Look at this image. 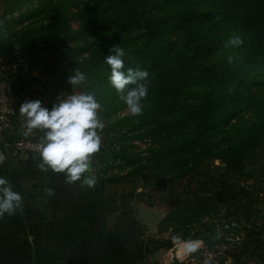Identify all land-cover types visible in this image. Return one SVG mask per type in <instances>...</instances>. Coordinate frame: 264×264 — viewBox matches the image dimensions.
Listing matches in <instances>:
<instances>
[{"label": "trees", "instance_id": "1", "mask_svg": "<svg viewBox=\"0 0 264 264\" xmlns=\"http://www.w3.org/2000/svg\"><path fill=\"white\" fill-rule=\"evenodd\" d=\"M233 35L242 37L243 45L226 48ZM40 41L64 47L63 72H83L86 82L77 86L102 105L105 131L116 138L104 153L108 166L101 176L118 160L127 170L111 178L123 176L137 188L149 172L180 179L200 173L212 158L220 159L216 167L227 176L243 175L253 151L264 145V0H6L0 48H30ZM115 44L125 52V72L149 73L139 116L118 113L126 105L111 86L105 63ZM18 75L15 66L5 74L14 85ZM12 92L17 107L18 93ZM144 138L150 144L132 151L134 141ZM218 210L216 200L187 203L162 221L188 236ZM202 224L191 239L211 243L216 222Z\"/></svg>", "mask_w": 264, "mask_h": 264}, {"label": "rangeland", "instance_id": "2", "mask_svg": "<svg viewBox=\"0 0 264 264\" xmlns=\"http://www.w3.org/2000/svg\"><path fill=\"white\" fill-rule=\"evenodd\" d=\"M162 6L166 7L164 4ZM5 7L6 0H0L1 14ZM70 10H76V6L71 5ZM13 13L18 14L19 10ZM71 23L74 27L79 26V21L74 16L71 17ZM31 46L20 48L13 44L6 52H0V56L10 67L14 59L10 58L13 57V49L25 51L26 62L40 64L44 77L56 80L53 82L51 92L59 94L64 92L65 98L81 92L78 86L71 87L67 82L71 73L66 76L63 72L61 50L64 47L61 44L44 45V42L40 41L38 45ZM118 113H127L126 106L119 109ZM101 119L105 127L99 132L102 140L100 151L92 160L93 174L98 177V183L93 188L81 187L79 182L68 184L65 182L64 174L58 179L48 178L46 173L37 167L36 161L40 160L35 154L28 156L35 161L25 165L10 161L9 156L0 164V177L6 178L14 191L20 190L18 193L23 197L22 211L18 210L14 216L5 214L0 218V264H75L71 258L58 261L60 252L71 251V246L56 245L58 232L62 233L65 230H57L55 227L46 230L44 210L47 208L51 210L53 214L50 218H53L57 210L66 209L68 217L72 218V212L78 211L80 207L92 210V206L97 209L106 206V219L114 224L113 236L117 237L118 248L121 225L123 233L126 227L128 229V249L131 251L137 245H148L152 240L159 238L167 245H175L179 241L181 242L179 247L183 248L185 243L182 241H192L191 237L196 230L204 227L202 223L215 221L216 236H213L214 238L211 234L208 236L211 243H206L202 239L207 250L199 246L196 252L191 253V257L194 258L190 261L191 264L199 262L211 264L216 260L222 261L223 264H264V145L253 151V157L246 162L243 175L227 176L223 169L216 167L221 162H215L219 158H212L211 163L200 167V173L172 179L159 178L157 174L149 172L140 179L137 188H132L123 176L111 178L116 174H124L127 170L126 167L119 165L118 160L114 161L113 167H110L104 176L98 174L108 166L103 156L112 140L116 138L114 134L106 133L108 121L105 118ZM142 140L134 141L132 151L145 149ZM104 178L106 180L102 183ZM23 188L27 192H22ZM49 188L54 190V195H47L46 190ZM208 200H216L219 210L190 228L188 236L183 234L185 230L176 232L175 228L178 226H170L166 220L161 221L157 231L152 233L138 216L140 202L156 208L165 206L168 214L182 204H197ZM218 226L220 230H217ZM47 232L53 243L45 245ZM68 235H73L72 230H69ZM122 247L127 245L122 244ZM203 258L207 259L201 260Z\"/></svg>", "mask_w": 264, "mask_h": 264}, {"label": "clouds", "instance_id": "3", "mask_svg": "<svg viewBox=\"0 0 264 264\" xmlns=\"http://www.w3.org/2000/svg\"><path fill=\"white\" fill-rule=\"evenodd\" d=\"M244 40L239 35H233L225 47L242 46ZM105 57V63L110 66L109 82L116 90L119 99L126 105L127 112L132 116L142 114V100L147 97L149 73L146 70L128 68L125 72L124 50L113 45ZM234 57L229 55L227 62L232 64ZM86 76L79 69L68 78L72 86L86 82ZM143 81V82H141ZM134 87H129L133 86ZM102 105L97 101L95 94L80 92L68 95L66 98L59 96L57 103L52 108L42 106L40 100L25 101L19 106L20 116L23 117V135L30 136L34 131L42 135L38 139L36 151L40 162L37 167L47 173L51 170L57 174L65 175L68 184L80 183L81 187L93 188L98 183V177L93 174L92 160L100 151L102 140L99 132L105 127L99 112ZM7 157L0 153V164ZM48 196L54 195V190H46ZM23 197L13 190L11 183L0 177V218L5 214L16 215L22 211ZM198 241L185 242V252H196Z\"/></svg>", "mask_w": 264, "mask_h": 264}, {"label": "crops", "instance_id": "4", "mask_svg": "<svg viewBox=\"0 0 264 264\" xmlns=\"http://www.w3.org/2000/svg\"><path fill=\"white\" fill-rule=\"evenodd\" d=\"M8 46L0 48V52H6ZM29 65V71L27 73L19 72L16 77V81L20 86V90L17 91V107L14 116L13 133H23V117L20 116L19 106L25 101L40 100L42 106L49 110L57 103L59 96L65 98L64 92L59 94L53 91V85L56 80L44 77V71L38 63L27 61ZM16 64V62H14ZM44 64V62L42 63ZM13 66V65H12ZM15 66V65H14ZM11 67V66H10ZM9 67V68H10ZM62 79V78H61ZM17 84V85H18ZM15 84V86L17 87ZM71 88V87H69ZM69 91V90H68ZM42 135L39 131H34L30 137L37 138ZM29 155H21L17 157H10L9 160L17 164L25 165L33 162V158H29ZM39 158V157H38ZM37 164L39 161H36ZM46 175L48 178L56 177L57 179L61 174H57L49 170ZM27 192L23 188L22 192ZM18 192H21L18 190ZM91 207V206H89ZM92 210H84L82 207L78 211L72 212V218L68 217L66 209L57 210L56 215L53 218L51 210L48 208L44 211L45 221L44 228L49 230L55 227L57 230H65L62 233L58 232L55 243L57 246H71V251H61L58 256L60 260H73L75 264H191L189 260H178L174 257L175 245H167L162 241V238L154 239L148 245L137 247L131 251L128 249V229L125 228L123 233V226L121 225V232L119 237L120 247L118 248L117 237L113 236L114 224L112 221L106 219V206L100 209L98 207H91ZM56 218V219H55ZM26 226V224H24ZM118 228V226L116 227ZM69 230H72L73 235H68ZM192 241H198L203 243V240L193 239ZM44 244H52L50 241L49 233L47 232ZM179 242V241H178ZM122 244H126L127 247H122ZM114 246L117 248L115 249ZM48 251L46 252V256ZM203 258L201 260H206ZM201 264V262H199ZM211 264H223L222 261H212Z\"/></svg>", "mask_w": 264, "mask_h": 264}, {"label": "built area", "instance_id": "5", "mask_svg": "<svg viewBox=\"0 0 264 264\" xmlns=\"http://www.w3.org/2000/svg\"><path fill=\"white\" fill-rule=\"evenodd\" d=\"M12 56L10 58H14L12 61V65L14 66V62H26L27 53L18 48L13 49ZM0 56V153H3L5 156L9 157H17L21 155L27 154H35L38 155L36 151V147L38 144V139L33 137H25L23 133L14 134L13 140L8 141L6 139V133L11 131L13 132L14 127V116L16 113V99L13 95V82L5 76L7 69L9 68ZM8 67V68H7ZM141 142L144 143V147L150 144L149 138H144ZM139 141V143H141ZM223 227V225L221 226ZM217 230H220V227H217ZM239 238V236H237ZM234 237H232V240ZM191 241V240H188ZM187 242V241H182ZM181 242H178L175 246L174 257L178 260H189L194 259L191 257V253L185 252V246L179 247ZM199 246L203 247V249L207 250V246L205 243H199ZM181 250V252H180Z\"/></svg>", "mask_w": 264, "mask_h": 264}, {"label": "water", "instance_id": "6", "mask_svg": "<svg viewBox=\"0 0 264 264\" xmlns=\"http://www.w3.org/2000/svg\"><path fill=\"white\" fill-rule=\"evenodd\" d=\"M15 68L18 72L27 73L29 71V65L27 62H17L15 64ZM14 91L17 94V87L14 85ZM14 137V133L9 131L6 133V139L8 141H12ZM216 163H219L220 160L216 159ZM225 164V162H222ZM167 209L165 206H161L156 208L152 205L145 204L144 202H140L138 208V216L146 225L148 230L152 233L156 232L159 228L160 222L166 217Z\"/></svg>", "mask_w": 264, "mask_h": 264}, {"label": "bare ground", "instance_id": "7", "mask_svg": "<svg viewBox=\"0 0 264 264\" xmlns=\"http://www.w3.org/2000/svg\"><path fill=\"white\" fill-rule=\"evenodd\" d=\"M181 251V250H180Z\"/></svg>", "mask_w": 264, "mask_h": 264}]
</instances>
